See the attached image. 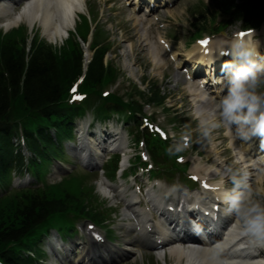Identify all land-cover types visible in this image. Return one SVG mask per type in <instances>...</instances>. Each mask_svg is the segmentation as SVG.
Wrapping results in <instances>:
<instances>
[{
  "label": "trees",
  "instance_id": "1",
  "mask_svg": "<svg viewBox=\"0 0 264 264\" xmlns=\"http://www.w3.org/2000/svg\"><path fill=\"white\" fill-rule=\"evenodd\" d=\"M239 1L238 4L234 0H221L217 5L231 19L241 20L246 26H259L264 20V0ZM198 30L204 31L206 27ZM27 39L24 29L8 35L0 34V178L6 176L5 171L10 166L18 163L20 167L22 163V157L15 154L12 143L17 124L24 126L32 150L40 156L39 145L31 139V127L37 126L47 145L52 140L49 135L42 134L41 124L29 120V117L33 116L35 121L46 117L48 125L54 127L61 138L67 133L66 122L75 115L74 110L66 106L65 99L68 87L83 69L81 45L70 41L63 48L54 49L36 39L29 48ZM106 52L105 47L96 49L88 67L84 88L92 94L116 74L113 66L105 69L103 59ZM162 99L156 92L148 101L161 103ZM112 101L118 107L125 105L118 98ZM130 104L132 111L141 110L136 102ZM147 142L152 148L151 138L147 137ZM37 166L36 161L31 162L33 171L37 172ZM76 181L71 179L65 187L58 185L43 192H14L0 199V259L8 257L13 264H28L26 260L18 259L17 253L4 255L2 250L8 242L18 241L50 215L66 213L78 206L77 203L85 202L81 187H71Z\"/></svg>",
  "mask_w": 264,
  "mask_h": 264
},
{
  "label": "rangeland",
  "instance_id": "2",
  "mask_svg": "<svg viewBox=\"0 0 264 264\" xmlns=\"http://www.w3.org/2000/svg\"><path fill=\"white\" fill-rule=\"evenodd\" d=\"M115 1L116 3L114 5L109 2H104V0H87L86 6L83 8L84 13L90 16L92 31L95 26L98 25L97 28H101V30L104 31L106 42H109L112 45L106 56V61L115 65L114 67L118 72L119 78L116 81L117 84L112 85L109 92H116L121 86L124 90H129L132 86H136L141 92L147 93L148 86L153 85L154 90L159 89L162 94L166 95L164 108L167 109V111L160 107L155 109L153 107L145 106L144 104L145 112L147 114L154 112L158 113V118L162 124H169L170 119L176 118L177 120L174 123L181 128V134L189 135L191 138L190 147L195 151L193 156L197 153L202 155V158L204 159L202 161L203 163L207 162L210 164L211 161L214 163L216 160V162L220 164V169L223 171V174H226L230 170L235 171L237 166L236 160L231 158L233 153L232 151H225L227 144L223 140V125L211 129L208 136H204L202 133V119L211 121L218 118L214 115L216 112V100L211 97L207 102L209 105L202 103L195 105L196 102H194L193 97L188 95L190 91L185 77L180 71L175 70L168 55L164 54L163 61H160L161 66L158 68L153 61L152 54H139V51L137 49L135 50L137 45L136 40L130 38L128 35L132 30V24H127V20L132 14L130 13L129 16L127 14L122 16L119 15V12L122 11L121 9L124 10L125 7L120 9L119 6L121 3H119L118 0ZM112 6H114V8H112ZM123 6H125V2H123ZM208 6H210V8ZM171 11L173 12V15L170 14ZM213 14H215V11L212 0H180L172 9H163L156 14V16L154 15L151 18L153 21L156 17H162L164 20L165 18L171 19L169 20V26L164 30L160 29L159 23L150 29L149 35L152 37V43L153 45L161 47L158 43V39L160 35L164 36L165 31L166 37L175 46L176 51L181 53L182 56H186V53L189 55L191 49L196 46H194V43L191 41L194 37L195 27L206 20L207 25L210 26ZM204 17L206 19H203ZM216 18L218 22L225 20V17L221 14ZM166 24L168 23L166 22ZM240 29H242V23L236 22L222 32H213L212 30L211 32L209 30L208 32L210 33L208 34L214 35L212 36V39L215 44L227 46L233 37V33ZM2 31L6 32L5 29ZM26 31L31 37L38 35L41 39H45L43 31L37 26L34 28L30 26L29 29L26 28ZM92 38L91 35L88 40L89 43L92 42ZM123 40H127V42H124ZM259 42L264 43V39ZM188 44L190 45L187 46ZM88 45L89 44L86 43L85 47L88 49L87 53L89 54L90 60L92 53L89 50ZM177 57L181 58V56ZM122 130L124 131V128H122ZM184 152H187L188 155L191 154L188 149H185ZM56 163L57 162H54V165ZM63 163L67 167L75 164V162L72 159H69V157L64 158ZM54 165L51 168L52 172L47 176L49 183L52 184L61 181V178H56L55 175L52 174L54 171ZM79 172H81L79 174L80 176H87L89 184L97 183L98 175H86L84 170H79ZM25 179L26 178H22V181H25ZM248 194H251L252 196L251 199L249 197V200L264 203V183L259 184L256 180L253 188L248 190ZM100 201L102 200L100 199ZM119 223L120 220L114 222V227L117 228ZM120 242V240L114 241V243ZM120 244L122 245L123 243ZM127 260H129L128 264H165L162 258L157 261L154 257L148 255H143L135 261L132 259ZM171 260L170 262H172Z\"/></svg>",
  "mask_w": 264,
  "mask_h": 264
},
{
  "label": "clouds",
  "instance_id": "3",
  "mask_svg": "<svg viewBox=\"0 0 264 264\" xmlns=\"http://www.w3.org/2000/svg\"><path fill=\"white\" fill-rule=\"evenodd\" d=\"M243 36L236 34L226 50L220 49L219 53L229 55L230 59L221 65L224 77L211 81L221 85L215 97L214 115L218 118L202 119L201 129L203 135L208 136L211 129L223 125L244 139L260 135L264 143V64L259 63L260 53ZM181 149L182 145L177 143L175 151ZM233 184L232 190L223 193L226 214H235L245 233L264 238V203L246 199L247 185L243 176H234Z\"/></svg>",
  "mask_w": 264,
  "mask_h": 264
},
{
  "label": "bare ground",
  "instance_id": "4",
  "mask_svg": "<svg viewBox=\"0 0 264 264\" xmlns=\"http://www.w3.org/2000/svg\"><path fill=\"white\" fill-rule=\"evenodd\" d=\"M109 1V0H105ZM111 1V0H110ZM114 1V0H112ZM119 3H121L120 7L124 8L123 2L126 0H118ZM87 0H29L27 6L24 7L23 13L21 15H18L16 17H11L8 20V27H11L12 25H15L19 22V20L27 19L31 25H34V22L39 21L45 28L44 31L48 38L52 41H55L57 38H60L63 33L66 31V28H69L75 24L77 12L80 11L82 8L86 6ZM126 8V9H125ZM124 10L122 9L121 12H119L122 15L131 13L132 15L127 20V24H132V30L128 34L130 38H133L136 40L137 45L135 50L137 49L139 51V54L149 53L152 54L153 61L155 62L156 67L160 68L161 62L164 58V49L162 47H159L158 45H153L152 37L149 35L150 29H152L156 23L151 19V17L147 16H141L137 10H133L131 7H125ZM135 11V14H133ZM171 15H173V12H170ZM65 29V30H64ZM253 35H248L244 39L250 43L252 47H254L257 51H259L258 43H254L252 40ZM159 38H162L159 37ZM210 49L214 48V44L209 46ZM198 52V48H195L191 51L190 54ZM174 56H177L178 54L175 52L173 53ZM192 94L199 95L198 92L194 91ZM190 93V95H192ZM161 97H164L161 95ZM231 134H234L233 132H230L229 135H227V141L229 142L230 148L236 147V142L231 137ZM124 143V146H127V142L121 141V144ZM117 145V144H116ZM119 147V146H117ZM245 151V150H243ZM86 152V148L83 147L80 149V153ZM237 157L239 158V163L246 168H248L250 165L253 164H247L248 162L244 157L241 155V153H238ZM251 168H248L249 171ZM199 174V173H198ZM263 181V177L258 178V182L261 183ZM251 238L247 239L245 242H249ZM133 243L137 244L138 242L135 241H127L126 246H134ZM217 250H214L212 252H206L204 255V258H200L198 253L196 251H188L187 249H183L180 247L172 248L171 253L175 254V261L176 264H183V260H190V264H219L217 262V258L215 260L211 259V256L214 258ZM126 250H119V256H127ZM90 255H95L94 250L90 247L88 249V253ZM246 254V252H244ZM233 260V263L236 261H241L243 264H264V262L257 260L253 257H244L243 252L239 253V257L231 259ZM79 263L83 262V259L77 260ZM92 264V260L90 261Z\"/></svg>",
  "mask_w": 264,
  "mask_h": 264
},
{
  "label": "snow or ice",
  "instance_id": "5",
  "mask_svg": "<svg viewBox=\"0 0 264 264\" xmlns=\"http://www.w3.org/2000/svg\"><path fill=\"white\" fill-rule=\"evenodd\" d=\"M241 35H246V33H240ZM207 41L206 40H204V41H201V44H202V46H204V47H206L207 46ZM194 179H195V177H194ZM205 188H209L210 186L209 185H207L206 183L203 185Z\"/></svg>",
  "mask_w": 264,
  "mask_h": 264
}]
</instances>
